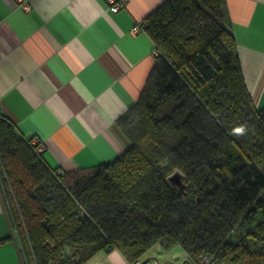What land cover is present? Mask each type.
<instances>
[{
	"label": "trees",
	"instance_id": "obj_1",
	"mask_svg": "<svg viewBox=\"0 0 264 264\" xmlns=\"http://www.w3.org/2000/svg\"><path fill=\"white\" fill-rule=\"evenodd\" d=\"M142 23L156 55L116 121L130 143L113 161L52 168L0 115L1 193L24 264H88L105 251L137 264L157 245L190 264H264V106L225 0H165Z\"/></svg>",
	"mask_w": 264,
	"mask_h": 264
},
{
	"label": "crops",
	"instance_id": "obj_2",
	"mask_svg": "<svg viewBox=\"0 0 264 264\" xmlns=\"http://www.w3.org/2000/svg\"><path fill=\"white\" fill-rule=\"evenodd\" d=\"M27 1L25 12L0 0V115L43 144L52 168L76 172L113 161L130 143L116 121L139 99L155 59L148 34L132 30L165 0H127L116 13L106 0ZM225 3L246 86L262 108L264 0ZM1 196L0 264H20ZM102 253L92 263L127 264L118 251ZM158 257L190 264L184 253Z\"/></svg>",
	"mask_w": 264,
	"mask_h": 264
},
{
	"label": "water",
	"instance_id": "obj_3",
	"mask_svg": "<svg viewBox=\"0 0 264 264\" xmlns=\"http://www.w3.org/2000/svg\"><path fill=\"white\" fill-rule=\"evenodd\" d=\"M170 181L174 185L179 186V188L181 190H183V185L181 183V175L178 172H175L173 174V176L170 177ZM1 195H2V193H1V190H0V196ZM1 200H3L2 196H1ZM2 206H3V210H4V216H5V219H6V223H7V226H8L9 238L11 240L12 245L14 246V248L16 250L17 256H18V258L20 260V264H24L23 259H22V255H21V252H20V248H19L18 242L16 240V237H15V234H14V230L12 228L11 221H10L8 212L6 210L4 201L2 202ZM175 263H176L175 259L165 260L164 258H160V257H158V258L149 257V258H143L141 260V264H175ZM88 264H94V263L90 262Z\"/></svg>",
	"mask_w": 264,
	"mask_h": 264
},
{
	"label": "built area",
	"instance_id": "obj_4",
	"mask_svg": "<svg viewBox=\"0 0 264 264\" xmlns=\"http://www.w3.org/2000/svg\"><path fill=\"white\" fill-rule=\"evenodd\" d=\"M16 2V4L18 6H20L21 9H23L25 12L30 11V5L28 3L27 0H14ZM127 0H106V4L108 7V11L112 12V13H116L119 10H121L124 5L126 4ZM144 25L143 23L135 26L132 30L133 33H140L142 31H144ZM154 54L156 55V51L154 50ZM31 141L32 144H34L36 146V150L38 152H44L45 148L43 146L42 143H40L38 140L36 139H29Z\"/></svg>",
	"mask_w": 264,
	"mask_h": 264
},
{
	"label": "rangeland",
	"instance_id": "obj_5",
	"mask_svg": "<svg viewBox=\"0 0 264 264\" xmlns=\"http://www.w3.org/2000/svg\"><path fill=\"white\" fill-rule=\"evenodd\" d=\"M162 250H163V249H162L159 245H157V246H155L154 248H152L150 251H148V253H147L143 258H145L147 255L157 256L156 258H158V255H160V254L163 253ZM179 253H180V254L183 253L182 249H181L179 246H175V247H172V248L170 249V251H169L168 254H169V256H170V255H173L172 258H174V257H176ZM103 254H104V253H101L100 255H101V256H104ZM99 260H100V259H99ZM178 262H180V260H178Z\"/></svg>",
	"mask_w": 264,
	"mask_h": 264
},
{
	"label": "clouds",
	"instance_id": "obj_6",
	"mask_svg": "<svg viewBox=\"0 0 264 264\" xmlns=\"http://www.w3.org/2000/svg\"><path fill=\"white\" fill-rule=\"evenodd\" d=\"M246 131L245 127L244 126H239V127H236L233 129V134L235 135H242L244 134Z\"/></svg>",
	"mask_w": 264,
	"mask_h": 264
},
{
	"label": "flooded vegetation",
	"instance_id": "obj_7",
	"mask_svg": "<svg viewBox=\"0 0 264 264\" xmlns=\"http://www.w3.org/2000/svg\"><path fill=\"white\" fill-rule=\"evenodd\" d=\"M145 258H149L148 256L147 257H145ZM143 259V258H142ZM141 259V260H142ZM171 258H165V260H170ZM172 260V259H171ZM137 264H141V261L139 262V263H137Z\"/></svg>",
	"mask_w": 264,
	"mask_h": 264
},
{
	"label": "bare ground",
	"instance_id": "obj_8",
	"mask_svg": "<svg viewBox=\"0 0 264 264\" xmlns=\"http://www.w3.org/2000/svg\"><path fill=\"white\" fill-rule=\"evenodd\" d=\"M23 10V9H22ZM24 11V10H23Z\"/></svg>",
	"mask_w": 264,
	"mask_h": 264
}]
</instances>
